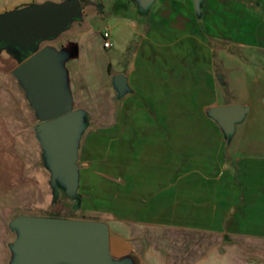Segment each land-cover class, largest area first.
I'll list each match as a JSON object with an SVG mask.
<instances>
[{"label": "crops", "instance_id": "crops-1", "mask_svg": "<svg viewBox=\"0 0 264 264\" xmlns=\"http://www.w3.org/2000/svg\"><path fill=\"white\" fill-rule=\"evenodd\" d=\"M254 1L256 12L241 13L245 5L237 0H212L202 32L192 0H157L151 16L126 0L118 6L124 20L103 27L91 22L103 13L91 11L51 46L63 53L73 109L87 113L80 211L108 225L114 260L264 264V93L233 100L236 67L229 63L264 69V0ZM45 2L52 1L0 0V15ZM99 4L90 0L83 13L104 9ZM226 17L237 25L230 35L217 23ZM239 21L247 28L238 30ZM212 38L241 45L250 59L218 51ZM20 64L0 53V264H11L10 222L50 217L56 198L35 137L39 118L13 74ZM117 75L126 76L130 90L121 98ZM228 105L249 109L233 146L234 135L227 138L208 115Z\"/></svg>", "mask_w": 264, "mask_h": 264}, {"label": "water", "instance_id": "water-1", "mask_svg": "<svg viewBox=\"0 0 264 264\" xmlns=\"http://www.w3.org/2000/svg\"><path fill=\"white\" fill-rule=\"evenodd\" d=\"M132 1L137 11L147 14L157 0ZM203 1L193 0L197 17L202 16ZM82 15L80 0L33 4L0 15V53L6 50L21 60L13 74L39 118L35 137L51 175L53 195L62 192L76 202H80L79 151L88 127L87 113L73 109L63 53L51 46L38 48L66 32ZM113 86L120 98L130 91L124 75L115 76ZM248 111L241 105L220 106L211 109L210 116L232 138ZM11 227L17 235L11 264H130L111 256L105 223L25 216L12 221Z\"/></svg>", "mask_w": 264, "mask_h": 264}, {"label": "rangeland", "instance_id": "rangeland-1", "mask_svg": "<svg viewBox=\"0 0 264 264\" xmlns=\"http://www.w3.org/2000/svg\"><path fill=\"white\" fill-rule=\"evenodd\" d=\"M52 2H55V3H60L61 0H51ZM212 0H204L203 1V5H202V16L200 17H197L196 15V12H195V15H196V21L198 23V25L200 26L202 32H204L205 30V24H204V10L206 7H208V4L211 2ZM239 1L240 3L244 4L245 6L242 7V8H239V12L241 13H246L247 11L252 12H256V1L254 0H237ZM120 2H126V0H98V3L99 4V7L102 9V10H98V8L95 6L92 9H89L87 10L86 13H83V18L84 17H88L91 13V11L93 13H103V16L102 18H96V20H91L92 23H98L100 26H105V25H110L115 23L117 20H124V16L126 14H124V12L122 11V9L118 8ZM193 2V0H192ZM117 4V5H115ZM194 4V2H193ZM248 7H247V6ZM88 7V5L86 6ZM86 7L84 8V10H86ZM263 8V6H262ZM194 10H195V6H194ZM260 12H262L263 14V10H261ZM143 15H147L149 16L150 13H147V14H143ZM151 16V15H150ZM83 20V19H82ZM217 23H218V26L219 27H223L224 28H228L227 31H225V33H228V35L231 34V30L233 28V31L236 32V28H237V25L235 24V19H231L230 17H226V18H219L217 19ZM235 24V25H232ZM224 24H227V25H224ZM247 22L244 21H239L238 23V30L239 29H246L247 27ZM64 36L65 35H60L58 38L54 39V40H50V41H46L42 44H40L39 46V50L40 49H43L44 47H47V46H54L57 48L58 44L64 39ZM212 44H213V47L216 48L218 51L220 50H223L224 52L228 51L229 53L232 52V51H238V54L239 57L238 59L241 60V61H246V55L248 57V59H250V56H248L249 52L251 51H247L245 50L244 47H242L241 45H237L236 43L234 45H231L229 42L227 41H216L214 40V38H212ZM241 43V42H239ZM10 56H15L17 58V56L15 54H12V53H9ZM243 54V55H241ZM231 64H233L236 68L234 69V72H233V77L235 78V84H236V91L233 93V97L232 99L235 100V101H238V102H243V101H246V100H249V101H252L256 98H258L261 94L264 93V69H262V64L259 65L257 64L258 66L254 67L253 64H248V63H237V61H233V62H229ZM256 63H260V61H256ZM218 75H223L222 72H220V74ZM257 80L260 82V85L259 87H255V85L253 84V82ZM214 108H217V107H214ZM213 109V108H212ZM210 111L208 112V115L210 116ZM210 118H212L210 116ZM213 119V118H212ZM214 120V119H213ZM220 129H222L219 125V123L214 120ZM246 124V121H243L242 123L238 124L237 127H236V132L231 140V146L237 144V142L240 140L241 136H242V131L243 129L245 128ZM223 131V130H222ZM58 214L59 215V218H65V219H82V220H86V219H93L92 216H84L83 214H81V211H80V202H76V201H71L69 198H67L63 193H60V195L57 196L56 198V207L51 211V214ZM58 218V217H57ZM10 229L12 230V227H11V222H10ZM13 239H12V242L10 243V255L12 253V250H11V247H12V244L15 242L16 240V232L13 231ZM12 261V257L10 258V261Z\"/></svg>", "mask_w": 264, "mask_h": 264}, {"label": "built area", "instance_id": "built-area-1", "mask_svg": "<svg viewBox=\"0 0 264 264\" xmlns=\"http://www.w3.org/2000/svg\"><path fill=\"white\" fill-rule=\"evenodd\" d=\"M103 38H104V46L106 48H110L111 47V33L106 30L103 34Z\"/></svg>", "mask_w": 264, "mask_h": 264}, {"label": "trees", "instance_id": "trees-1", "mask_svg": "<svg viewBox=\"0 0 264 264\" xmlns=\"http://www.w3.org/2000/svg\"><path fill=\"white\" fill-rule=\"evenodd\" d=\"M81 1V3H82V6H83V9L89 4V1L90 0H80ZM60 193H62V192H60ZM57 198V197H56ZM56 198H55V201H54V204H53V208H52V210L56 207ZM50 217H58L59 218V215L57 214H50L49 215Z\"/></svg>", "mask_w": 264, "mask_h": 264}]
</instances>
